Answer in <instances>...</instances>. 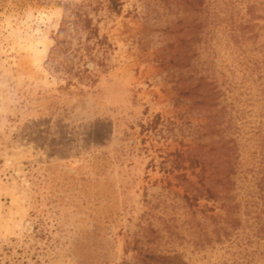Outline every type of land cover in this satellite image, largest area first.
<instances>
[{
    "label": "rangeland",
    "instance_id": "obj_1",
    "mask_svg": "<svg viewBox=\"0 0 264 264\" xmlns=\"http://www.w3.org/2000/svg\"><path fill=\"white\" fill-rule=\"evenodd\" d=\"M200 75L233 105L212 135L183 94ZM221 136L230 218L176 165ZM262 172L264 0L0 1V264H264Z\"/></svg>",
    "mask_w": 264,
    "mask_h": 264
},
{
    "label": "trees",
    "instance_id": "obj_2",
    "mask_svg": "<svg viewBox=\"0 0 264 264\" xmlns=\"http://www.w3.org/2000/svg\"><path fill=\"white\" fill-rule=\"evenodd\" d=\"M5 2L6 0H0ZM77 18L82 22L79 29L81 30L83 27L88 29L90 34L96 33V28L91 29V21L87 20L82 14L75 12ZM71 25L77 24L75 21H71ZM79 23V22H78ZM79 25V24H77ZM251 27V26H250ZM185 29V26L182 27ZM69 29L67 28V31ZM74 31H70L72 33ZM192 39H194L191 36ZM183 38L182 44L187 45L190 39ZM61 39L58 37L55 39L56 45L52 47L51 54L58 55L61 53L62 48L59 45ZM99 41H101L99 39ZM58 46V47H57ZM185 49H189L185 47ZM179 54H182V51H179ZM54 60V59H53ZM187 56L184 55L179 58V62H186ZM63 64V63H62ZM53 66V65H52ZM55 66V65H54ZM207 86V87H206ZM216 86H211L207 82V75H200L197 79V83L192 85L187 91L183 92V94L191 95L195 97V105L199 107L201 110H205L207 113L208 122L204 125V133H210L211 135L214 134L218 126L219 119L224 118L227 114L228 122L226 128L228 129V125H231V121L233 120L234 116L229 112L233 109V105L231 103H224L218 108L219 101L215 99L220 96L219 90L214 89ZM228 107V110H227ZM237 112V110H236ZM223 132V130L221 131ZM228 134V131H226ZM224 136H221L216 142L218 145V151L213 153L212 148L215 147L214 145L216 142L211 143V148L205 152L203 151H188L178 153L177 163L179 165L183 160L187 159L190 161L191 166L199 165L201 170V179L200 183L197 184H190L186 187L187 194L185 195L186 198L190 199L191 201H196L200 197L204 198H220L222 206L225 210L227 217H232L231 213H234L235 205L230 204L231 197L230 192L234 188V174L238 171L235 162L233 161L232 157L235 155L234 145H229V143L223 139ZM207 164L212 166L213 173H215L216 180L209 178L204 174L206 171ZM256 182L253 184L256 190L254 191L255 195H253V199L250 201V205L254 207L257 218L258 233L260 235L264 234V172L261 173L259 179L255 178ZM214 180V181H213ZM191 193V196L189 195ZM189 195V196H188Z\"/></svg>",
    "mask_w": 264,
    "mask_h": 264
}]
</instances>
